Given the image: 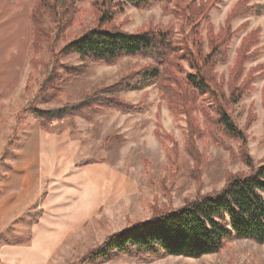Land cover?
Wrapping results in <instances>:
<instances>
[{
  "label": "rangeland",
  "instance_id": "1",
  "mask_svg": "<svg viewBox=\"0 0 264 264\" xmlns=\"http://www.w3.org/2000/svg\"><path fill=\"white\" fill-rule=\"evenodd\" d=\"M35 1L11 4L10 0H0V233L10 231L19 236L31 230L33 236L24 245L0 244V264H70L109 235L149 220L155 207L176 209L220 191L231 175L250 171L246 158L255 167L264 163V0H249L248 6H256V11L231 20L233 34L227 59L214 69L217 82H224L223 97L211 92L197 95L194 108L184 85L169 81L162 88L164 81L153 80L119 95L140 106L139 111L109 109L88 120L68 117L54 121L53 132L43 130L31 114L21 125L17 117L39 94L43 68L51 66L53 51L97 27L98 18L90 0L75 3V14L55 40L57 45L40 34L41 49L34 59L31 13ZM211 1L208 18L217 33L240 0ZM115 3L113 23L123 31L136 33L170 26L183 68L182 73L178 69L174 72L186 75L193 70L186 53L194 50L190 25L182 14L175 15L174 2H159L148 8H138L126 0ZM43 20V34L46 29L56 31L58 18L53 22L48 12ZM201 26L206 50L204 20ZM252 31L258 32V42L251 48L253 55L235 86L243 87L249 72L256 71L250 89L234 100L229 86L231 72L237 49ZM57 66L61 78L67 76L69 66L85 72L62 86L56 98L48 99L50 86L38 99L41 108L80 101L95 89L145 67L164 69L145 56H126L115 64L62 56ZM206 106L211 116L218 108H225L243 137L211 130V121L204 115ZM187 110L192 112V129L201 131L194 134L193 143L189 140ZM57 129L60 134L54 132ZM192 149L195 157L191 156ZM38 210L42 212L38 223L31 225L34 218L28 213ZM99 264H264V243L233 239L219 253L201 258L166 256L151 262L113 253Z\"/></svg>",
  "mask_w": 264,
  "mask_h": 264
},
{
  "label": "trees",
  "instance_id": "2",
  "mask_svg": "<svg viewBox=\"0 0 264 264\" xmlns=\"http://www.w3.org/2000/svg\"><path fill=\"white\" fill-rule=\"evenodd\" d=\"M86 1L88 0H36L34 2L31 13L34 59L41 49L40 34L57 45L58 42L55 40L64 32L75 14L73 9L75 3ZM90 1L98 18L97 27L88 29L79 37L61 46L58 52L53 51L54 60L51 66L47 68L42 66L45 76L41 81L39 94L37 97H32L19 112L17 117L19 125L26 115L31 114L38 119L43 130L53 132V122L68 117H82L88 120L109 109H116L123 113L137 112L140 106L123 100L119 95L131 89H140L153 80L164 81L161 83L162 88L166 87L169 81H172L175 86L184 85V93L190 96L194 108L197 95L211 92L213 96L223 97L224 82H217L214 69L217 63L227 59L229 42L233 34L231 20L257 9L256 6H248L249 0H240L230 12L225 25L216 33L208 18L209 9L213 5L211 0L206 2L126 0L138 8H148L159 2L176 4L175 15L182 14L189 22L194 49L186 52L189 66L193 70L183 75L178 74L183 72V68L178 61L179 47L172 40L173 33L170 26L129 33L113 23L117 13L113 6V4L117 5L115 0ZM17 2L18 0H10L11 4ZM48 12L53 22H56L58 18L59 23L56 31L46 29V33L43 34V17ZM202 20L207 30L206 50L203 48ZM257 42L258 32L252 31L243 38L237 49V57L229 81L231 97L234 100L250 89V82L253 81L256 69L249 72L243 87L235 86V82L242 77L244 64L252 57L253 53L250 51ZM184 53L180 55L181 58L184 57ZM71 55L79 56L90 62L106 64H115L126 56H145L162 65L164 69L160 70L159 66L145 67L136 74L125 76L112 85L95 89L80 101L41 108L38 99H42V93L45 94L50 86L52 92L48 94V99L56 98L63 89L62 86L85 72L82 68L69 66L66 67L67 76L65 78L59 76L57 63L60 57ZM35 64L38 67L40 63L36 61ZM175 69H178V73L174 72ZM25 91L28 92V88ZM180 93L182 99L183 92ZM28 94L30 95V92ZM43 98L47 97L43 96ZM207 109V106L204 107V115L211 121V130L218 129L232 138L243 137L242 131L234 124L225 108H218L214 116H211ZM186 112L188 126L191 128L189 129V140L193 143L194 134L201 131L192 129V112L190 110ZM14 132L15 135L18 134L17 130ZM54 132L60 134L61 130L57 129ZM157 135H160L158 131ZM12 139L8 142V146L12 144ZM190 152L191 156L195 157L194 149ZM247 159L245 161L250 165V171L231 175L220 191L195 198L176 209L157 210L155 207V213L149 220L133 223L122 231L109 235L99 246L90 249L70 264H99L113 253L128 256L139 262H151L166 256L201 258L205 255L219 253L233 239H249L263 244L264 163L255 167ZM28 214L34 218L31 223L34 225L38 223V217L42 212L38 210ZM32 238L31 230L19 236L6 231L0 233V244L24 245Z\"/></svg>",
  "mask_w": 264,
  "mask_h": 264
}]
</instances>
